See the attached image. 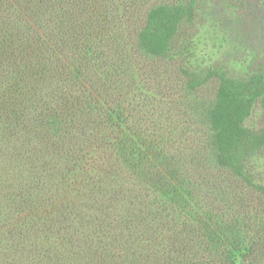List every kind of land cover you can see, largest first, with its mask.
Here are the masks:
<instances>
[{"label": "trees", "instance_id": "trees-1", "mask_svg": "<svg viewBox=\"0 0 264 264\" xmlns=\"http://www.w3.org/2000/svg\"><path fill=\"white\" fill-rule=\"evenodd\" d=\"M102 3L0 0V264H239L234 253L259 264L264 210L238 208L221 185L208 187L226 197L215 212L177 139L139 129L121 106L142 88L137 58L174 57L192 7L150 9L126 43ZM185 73L192 92L219 77L210 110L219 170L250 182L259 203L264 186L247 166L264 131L244 124L264 97L263 72Z\"/></svg>", "mask_w": 264, "mask_h": 264}, {"label": "rangeland", "instance_id": "rangeland-1", "mask_svg": "<svg viewBox=\"0 0 264 264\" xmlns=\"http://www.w3.org/2000/svg\"><path fill=\"white\" fill-rule=\"evenodd\" d=\"M162 4L192 7V17L180 27L174 57L159 60L138 55L137 66L142 69L138 74L144 81L140 90L125 97L123 112L133 117L139 129H160L159 135L177 139L175 146L182 153L180 163L193 164V174L199 175L198 182L207 188L204 194L210 196L215 212L220 214L217 209L223 207L226 197L212 189L210 193L208 187L221 185L227 187L230 201L238 208L246 209L252 203L264 210V199L254 202L253 193L246 189L250 182L219 170L210 119L219 77L212 76L203 88L192 92L187 88L185 73H194L201 81L211 71L234 78L255 70L264 74V0H103L102 6L117 17L109 23L125 26L120 40L134 43L148 11ZM244 125L264 131V97L253 101ZM247 172L254 184L264 186V149L249 162ZM229 244L223 241L219 245L228 248ZM233 261L241 263L239 253L233 254ZM258 263L264 264V256L258 258Z\"/></svg>", "mask_w": 264, "mask_h": 264}]
</instances>
